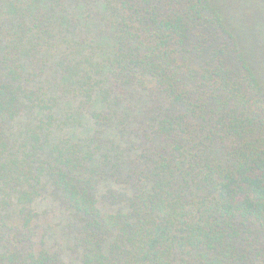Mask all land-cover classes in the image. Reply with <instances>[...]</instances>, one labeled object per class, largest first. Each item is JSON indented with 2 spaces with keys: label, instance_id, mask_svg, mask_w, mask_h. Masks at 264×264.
<instances>
[{
  "label": "trees",
  "instance_id": "1",
  "mask_svg": "<svg viewBox=\"0 0 264 264\" xmlns=\"http://www.w3.org/2000/svg\"><path fill=\"white\" fill-rule=\"evenodd\" d=\"M0 264H264V0H0Z\"/></svg>",
  "mask_w": 264,
  "mask_h": 264
}]
</instances>
